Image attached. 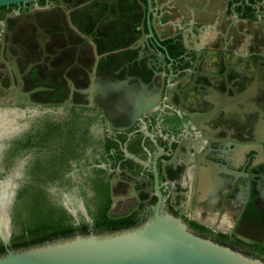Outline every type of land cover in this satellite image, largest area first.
<instances>
[{"label":"flooded vegetation","instance_id":"flooded-vegetation-1","mask_svg":"<svg viewBox=\"0 0 264 264\" xmlns=\"http://www.w3.org/2000/svg\"><path fill=\"white\" fill-rule=\"evenodd\" d=\"M217 1L0 6V181L25 159L11 235L24 189L88 232L101 198L138 225L160 197L264 262V0Z\"/></svg>","mask_w":264,"mask_h":264},{"label":"water","instance_id":"water-1","mask_svg":"<svg viewBox=\"0 0 264 264\" xmlns=\"http://www.w3.org/2000/svg\"><path fill=\"white\" fill-rule=\"evenodd\" d=\"M34 0H0V6ZM162 1V0H161ZM150 13V0H147ZM195 5H217V0H190ZM201 18V17H200ZM2 136V134H0ZM25 159L0 181V264H264L229 247L192 233L178 218L160 210L161 199L142 223L113 232L76 233L25 248H12L11 206ZM73 217L76 213L70 211ZM125 214L116 204L110 216ZM86 220L88 215L83 212Z\"/></svg>","mask_w":264,"mask_h":264},{"label":"trees","instance_id":"trees-1","mask_svg":"<svg viewBox=\"0 0 264 264\" xmlns=\"http://www.w3.org/2000/svg\"><path fill=\"white\" fill-rule=\"evenodd\" d=\"M101 199L106 201L101 211L90 213L93 232H113L137 225L133 219L135 213L120 218L108 217L106 212L109 199ZM15 206L10 245L12 248H25L88 232L85 224L73 225L70 222L71 216L63 208L50 204L27 189L18 192ZM2 252L3 245L0 242V253Z\"/></svg>","mask_w":264,"mask_h":264},{"label":"rangeland","instance_id":"rangeland-1","mask_svg":"<svg viewBox=\"0 0 264 264\" xmlns=\"http://www.w3.org/2000/svg\"><path fill=\"white\" fill-rule=\"evenodd\" d=\"M109 215H110V213H109Z\"/></svg>","mask_w":264,"mask_h":264}]
</instances>
